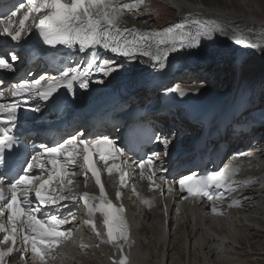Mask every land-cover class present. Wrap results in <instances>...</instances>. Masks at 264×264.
I'll list each match as a JSON object with an SVG mask.
<instances>
[{
	"label": "snow or ice",
	"instance_id": "snow-or-ice-1",
	"mask_svg": "<svg viewBox=\"0 0 264 264\" xmlns=\"http://www.w3.org/2000/svg\"><path fill=\"white\" fill-rule=\"evenodd\" d=\"M147 0H20L7 11L0 12V36L20 44L32 35V29L42 38V43L51 48L65 46L89 53L86 70L79 67H66L58 75L39 78H20L15 84H5L0 79V100L5 97V88L12 98L9 103H0V264H12L14 259L24 260V264H49L55 259L58 249L73 240L74 228L65 227L75 220L76 212L69 209L66 215L59 214L60 208L68 203H82L86 208L87 225L99 243L115 249L110 257L112 264H131L125 251L131 248V227L126 218L123 204L117 206L109 197L102 173L119 175L120 188L127 187L128 172L123 169L121 158L124 149L106 134L96 135L89 140L82 131L61 137L54 145L41 143L42 151L33 152L27 140L15 131L18 112L23 103L35 95L42 100L51 99L61 88L74 95V82L87 88V76L95 70L109 76L119 70V65L111 59L100 56V50L134 60L137 55L148 57L163 68L171 53L186 48L198 47L201 38L212 39L216 34L228 36L230 28L218 19L195 17L188 12L182 22L163 28L141 29L135 25L123 24L128 13H138ZM26 8L18 24L14 18ZM14 9V10H13ZM38 17V19L33 17ZM32 18V23L28 24ZM188 29V30H186ZM231 39L245 47L264 48V37L253 40L239 29L232 31ZM14 47L0 43V70L14 71V63L19 59ZM47 81V83H42ZM102 82V81H101ZM180 96L186 93L179 90ZM38 111V108L33 109ZM165 146L168 140L157 137ZM35 148V145H32ZM244 157L245 153H238ZM159 156L154 154L137 164L139 176L146 178L150 190L161 194L179 191L186 193L183 199L193 201L206 198L213 202L211 211L223 213L215 206V201L223 200L225 193H232L238 187L251 186L253 181L235 179L240 166L227 164L219 170L207 174L192 172L178 180H169L160 175L162 165L157 167ZM80 162L79 169L77 168ZM111 161V163H109ZM103 162L104 168L98 166ZM148 169L146 175L145 169ZM38 170V171H34ZM81 174L87 186L89 177L94 178L99 192L78 193L74 177ZM139 196V193H136ZM123 192H116V199L122 201ZM68 202V203H65ZM149 207L153 201L143 198ZM230 206L240 207L241 200L233 199ZM56 208L57 212L51 209ZM47 209V211H45ZM97 214L102 218L105 231L97 228ZM82 249L89 247L81 244ZM20 253L19 256H14Z\"/></svg>",
	"mask_w": 264,
	"mask_h": 264
},
{
	"label": "bare ground",
	"instance_id": "bare-ground-1",
	"mask_svg": "<svg viewBox=\"0 0 264 264\" xmlns=\"http://www.w3.org/2000/svg\"><path fill=\"white\" fill-rule=\"evenodd\" d=\"M157 1L166 4V6L173 11L174 15L165 21V18L160 19L153 12L145 13L143 11V5L138 13L126 14L123 19V24L126 26L135 25L142 28H161L164 27V24H168L167 26H169L170 22H172L171 25L181 23L186 13L191 12L195 17L212 18L218 19L221 22H226L230 28L227 37H231L232 31L236 29L245 32L253 40H259L264 37V17L258 14L260 13V11H258L260 5L257 3L252 4L257 11L256 13H246L231 8V5H207L203 2L205 0ZM163 21H165V23H163ZM227 50L228 49L216 53L212 57L209 56L208 60H212L211 62L215 63L218 70L224 69L228 65L236 67L239 72L234 71V68H232L234 72L232 74H236L240 79L236 86L228 87V83H223L220 87L216 86V91H213L211 83L205 81V76L200 77L198 74L192 73L189 75H175L172 81L169 82L162 91L178 92L177 89L182 90L176 88L177 86L192 91H200V88H204L203 95L208 96L209 93V101L206 103V108L214 120H220L224 114L231 113L232 118L237 123H240L244 116L247 118L250 117L249 112H244L243 106H248L252 109L250 111L251 113H256L264 119L263 100L246 101L247 99H245V96L247 90L243 89H240L241 92L235 96V94L240 91L237 90L235 92V88H241L244 82L256 84V76L250 79L249 76L254 72L264 69V48H257L254 52H247L248 57L246 59L240 58L241 54H238L239 49ZM116 64L120 66L119 70L112 73L113 76L110 80L120 81L124 78L133 77L151 69L153 66L149 61L144 59L117 60ZM199 68L201 67L195 68L193 71L199 72L197 71ZM196 76L200 78L197 80L194 79ZM231 91L233 92L227 95ZM142 95H145V92H137L135 97H140ZM218 109H221V111H217ZM196 134L194 131L188 132L187 137ZM262 134L261 139L254 142V148H246L243 147L245 146L243 145L240 149L236 150L225 163V165L233 164L240 166V172L235 177L236 180H251L253 183L248 187H238L237 190L226 199L215 201V206L223 213L222 215L213 213L211 211L213 204L203 203L201 199L196 201H193L192 198L183 199V194L178 191L177 187V191L175 193L173 192L165 199H163L162 195H158L160 208H156L158 205L154 201V194L147 190L146 185L138 173L133 175L131 181L134 188L127 190L125 197L122 201L120 200L118 202V205L122 202L123 207L126 209V218L131 227V238L135 242L130 249H125L130 256L131 264H222L220 250L223 251L226 247H234L236 244H244L240 235L242 231L241 228L247 231L257 230V227L264 228V205L259 204L261 202H259V199L261 198L262 192H264V186H261L262 182L257 178L261 175L262 179H264V129ZM226 135V142L234 145V138H236L234 132L230 130ZM255 136L256 134H254L253 138ZM243 138L245 137L238 138V140L241 141ZM173 139L175 140L174 142H176L177 137ZM241 152L247 153L248 157L246 159L239 158L237 154ZM247 163H249L248 166L243 170ZM218 166H220V164H218ZM77 183H80V181ZM88 187L90 188V185ZM111 190L114 191V188ZM261 190L263 191L261 192ZM136 193H139V196H137ZM166 193L165 191L163 195L166 196ZM112 195L116 198L114 193ZM143 198L152 200V206L149 207L144 204L142 202ZM233 199L241 200L242 206H230ZM67 208L74 210L76 206H68ZM247 208L252 209L248 210ZM230 212H232V214L233 212L235 213V220L231 224L229 223V226L226 224L224 225V218H226V215ZM76 214H78V212ZM80 222L81 218H76L71 221L69 228L77 229V233L75 234L78 236H86L85 240L91 245L92 249L85 252L81 251V248H78L76 251L70 252L65 259L60 262H55L54 264H112L110 257L115 252V249L104 244L96 247L99 243L97 237L91 229L84 231V235L83 232H79L80 227L78 228V226ZM175 222H177L179 226L177 228L175 227L176 232L172 234L170 229ZM155 227L160 231V237L158 236V242L156 243L160 245V249L158 250L156 248L153 252L151 251V253L148 251L147 247L154 245L152 242L155 238L153 241L152 235L147 238L145 230L147 228L154 229ZM97 228L101 231H105L102 220L98 221ZM261 231L264 233V229ZM173 235H175V238H172ZM246 242L248 243L250 240H246ZM191 243H193L192 246ZM251 249L254 251L252 246ZM183 256H185L186 259Z\"/></svg>",
	"mask_w": 264,
	"mask_h": 264
},
{
	"label": "rangeland",
	"instance_id": "rangeland-1",
	"mask_svg": "<svg viewBox=\"0 0 264 264\" xmlns=\"http://www.w3.org/2000/svg\"><path fill=\"white\" fill-rule=\"evenodd\" d=\"M203 2H205L207 5L211 4V5H216V6H221V4L222 5H228V6L231 5L230 6L231 8H234L235 10H237L239 12L242 11V12H246V13H254V12L256 13L257 11L255 10V7L252 4L257 3L260 5V8L258 10V11H260V13H258V14L260 16L262 15L261 17H264V0H205ZM143 11L145 13H152L153 12L158 18H160V19L165 18V21L174 15L173 11L171 9H169V7H167L166 4H164L161 1H157V0L147 1V4L144 5ZM165 21H163V23H165ZM171 24H172V22L169 23V25H171ZM167 25L164 24L163 26L165 27ZM155 28H159V27H155ZM161 28H163V27H161ZM232 68H234V71H237L236 67H234V66L228 65L226 68L218 70L215 63L209 64L208 66H206L205 70H203V72L201 74H198V75L200 77L205 76V81H207V83H211L212 90L216 91V89H215L216 86L220 87V86H222L223 83H228V87L234 86V85L236 86L238 84L240 79L237 77L236 74H234V75L232 74V73H234ZM200 70H202V68H199L197 71H200ZM199 76L194 77V79H196V80L199 79L200 78ZM253 76H256V80H257L256 84L251 87L253 89V92H255L254 95H255V97H257V99H261L264 101V69L262 71L259 70L257 72H254L251 76H249V79L252 78ZM244 83L246 85L253 84V83H247V82H244ZM196 86H198V85H196ZM235 89H237V88H235ZM232 92L233 91L229 92L227 95H229ZM261 132H259L258 134L260 135ZM259 135H257V137ZM260 139H261V137L258 138L257 140H260ZM248 164L249 163L246 164V166L243 168V170L248 166ZM260 176L257 178L259 179V181L261 180V182H262L261 186H264V182H263L264 179H262V176L261 177ZM132 186H133V184H132ZM262 191L263 190H261V192ZM262 195L264 196V192H262ZM262 195H261V198L259 199V202L261 201L259 204L264 205V197ZM157 205H158V207H156V208H160L159 207L160 204L158 203ZM256 207H259V206H256ZM156 208H154V209H156ZM252 208H254V207H252ZM252 208H247V209L251 210ZM233 214H232V212H230L226 215V218H224V225L226 224L229 226V223L231 224L235 220L234 219L235 213L233 212ZM222 222H223V220H222ZM178 226H179L178 223L175 222L173 224L172 228L170 229V232L172 234H174L176 232V228ZM256 229L257 230H252V231L248 230L247 231V230H243V228H241L242 231L240 232V235H241V240L244 241V244H242V245L236 244V245H234V247H226L223 249V251L220 250V256L222 257V264H264V233L261 231L264 228L257 227ZM151 230H154V231H151ZM157 230L158 229L156 227L154 229H148L147 228L145 230V233L147 234V236H146L147 238H149V236H151V235H152V241L155 238L154 239L155 243H154V241L152 242V244H154V245L147 247L149 252H151V251L153 252L154 249H156V248L158 250L160 249L159 248L160 245L156 244L158 242L157 238L160 237V231L159 230L157 231ZM172 238H175V235H173ZM246 240H248V241L250 240V242L247 243ZM192 245H193V243H191V246ZM251 246H252V248H254V251L251 249ZM183 257L186 259L185 256H183Z\"/></svg>",
	"mask_w": 264,
	"mask_h": 264
}]
</instances>
